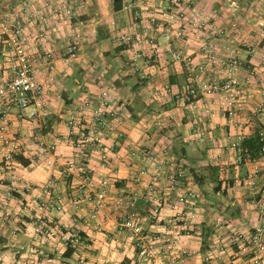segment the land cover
Wrapping results in <instances>:
<instances>
[{
    "label": "crops",
    "instance_id": "crops-1",
    "mask_svg": "<svg viewBox=\"0 0 264 264\" xmlns=\"http://www.w3.org/2000/svg\"><path fill=\"white\" fill-rule=\"evenodd\" d=\"M0 1V15H19L16 2ZM113 1H73L74 18L63 24L62 39L54 47L59 52L69 35L79 32L82 43L77 60L65 68L57 63L58 70L65 71L66 81L55 93L47 94L45 110L36 121L19 119V111L13 106L6 122L0 119V133L6 136L57 145L55 153L24 166L18 162L7 165L6 148L0 142V264H163L175 253L171 251V239L181 232L177 252L186 251L184 264H228L230 253L236 250L228 243L230 230L247 232L264 225V155L259 151L254 158L240 157L230 148L237 136L244 141L255 132L260 133L264 144V108L241 128L234 124L245 123L249 111L264 102V2L189 0L216 28L202 35L190 33L186 41L177 45L180 52L190 55L196 66L206 67L207 73L220 72V63L228 58L235 57L240 62L235 77L251 98L245 108L238 102L237 112L228 116L219 108L216 95L203 97L195 112L184 107L178 95L185 91L188 71L184 63L172 61L165 52L152 67L149 83L134 74L129 64L131 50L116 40L121 34L136 30L132 10L121 8L127 0L120 1V9L114 8ZM132 1L135 8L142 6L138 0ZM168 1L148 0L147 7H143L145 15L158 6L166 7ZM39 8L40 0L31 7ZM162 31L155 29V35L164 47ZM5 38L6 34L0 31V60L7 53ZM204 46H210L217 65L210 64ZM252 68L260 72L250 79L247 71ZM0 73L9 76L10 70L2 64ZM37 76L42 79L43 73ZM100 89L107 90L116 106L127 110L130 119L118 138V154L123 160L117 164L118 172L111 174L101 168L98 156L92 154L89 166L94 184L86 185L77 167L68 174L63 172L66 163L74 158L71 149L59 140L66 131L68 109ZM241 108L244 109L238 110ZM33 109L30 106L21 114L27 115ZM207 109L213 112L212 117ZM192 120L205 131L200 139L192 130ZM131 147L170 151L159 169L162 178L158 186L162 190L167 175L175 168H184L190 186L198 192L200 219L196 235H185L179 227L149 221L150 205L140 196L143 189L124 180L142 164L140 156L131 160L127 157ZM254 170H260L257 186L248 191L240 181ZM107 176L111 177L112 186L107 190L106 204L95 220L90 219L96 186ZM12 180L16 184L11 188ZM135 194L142 227L160 235L157 251L147 261L137 256L131 238L119 226L124 201ZM39 202L46 203L44 210L37 208ZM55 204L61 206L59 211ZM163 214L170 212L164 208ZM53 226L78 232L79 242L67 243L61 235L48 237L47 230ZM67 249L70 255L66 256Z\"/></svg>",
    "mask_w": 264,
    "mask_h": 264
},
{
    "label": "built area",
    "instance_id": "built-area-1",
    "mask_svg": "<svg viewBox=\"0 0 264 264\" xmlns=\"http://www.w3.org/2000/svg\"><path fill=\"white\" fill-rule=\"evenodd\" d=\"M20 7L19 15H0V31L6 34L4 39L7 45V53L0 66L4 64L10 70V75L0 73V119L6 122L9 109L13 106L19 111V119L36 121L39 114L45 110L47 94L56 92L66 81L64 70H58L57 63L63 68L75 62L79 55L82 43L78 31H73L66 44L56 53L54 47L62 39V26L69 24L74 18V0H40L39 9H31L38 0H13ZM141 7L134 6L132 0H127L122 5L124 10H132L135 31L124 33L116 38L117 42L131 50L129 64L134 74L150 82L151 69L157 64L163 52L167 53L172 61L184 63L187 73L186 88L182 95H178L185 108L189 111H197L200 101L205 96H217V104L221 111L228 116L237 112L236 104L240 102L245 108L250 100L247 92L235 77L239 67V60L235 57L228 58L220 64V72L212 70L207 73V68L196 66L190 55H184L177 48L179 43L187 40L190 33L202 35L208 30L216 28L210 23L203 12L196 10L189 0H169L166 7L158 6L149 15H145L148 0H138ZM264 2V0H262ZM1 4V1H0ZM162 28L161 37L164 47L160 45L155 35V29ZM205 47V46H204ZM210 46L205 47V56L212 66L218 64L212 56ZM208 62V64H209ZM251 79L258 72L256 68L249 69ZM43 73V78L38 79L37 74ZM207 73L206 77L204 75ZM262 73V72H261ZM203 74V75H202ZM221 76V77H220ZM248 85V81L245 82ZM34 109L27 115L21 114L28 107ZM244 108L238 109L243 110ZM264 108V102L250 110L245 118V123L236 122V127L241 128L252 117ZM209 117L213 116L210 109L206 110ZM130 119L126 109L116 106L114 98L105 89H100L92 96H85L74 106L68 109L65 120V134L59 140L60 143L70 148L74 160L66 163L63 172L69 173L74 167L86 185H93L92 172L89 162L92 154L99 158L100 167L108 169L111 174L118 172L117 164L123 163L118 154V138L121 137V128ZM195 137L200 139L205 131L198 129L197 122L191 121ZM242 138L237 136L231 141L230 148L235 150L240 157H251L247 149L242 146ZM262 146L260 154L264 155L263 138L260 135ZM0 142L5 146L4 161L12 165L17 156H26L28 161L35 162L46 158L57 150L56 143L45 144L42 142H30L23 140L18 135L6 136L0 133ZM166 148L160 151L138 150L131 147L127 151V157L136 159L141 157V165L130 172L124 179L127 183L143 189L140 194L145 203L150 206L147 217L152 224L165 223L171 227H179L185 235H196L200 212L198 210V192L190 186L184 168H175L167 175L164 187L160 188L161 175L159 169L163 166V160L169 155ZM159 157V158H158ZM119 165V164H118ZM260 170L248 173L241 184L248 191H254ZM146 179H148L146 181ZM12 180L10 187H14ZM159 185V186H158ZM112 186L110 176L102 177L96 186L93 207L89 218L95 220L98 211L106 204L107 190ZM135 197L124 201V211L120 216L119 226L131 238L137 256L142 261L153 257L157 251L160 235L156 232L144 230L135 208ZM46 203L39 202L38 209L44 210ZM54 208L60 210L61 206L55 204ZM167 208L169 215L163 214ZM181 233L176 234L170 241L172 255L163 264H184L186 251L177 252ZM61 235L62 239L78 243V232L66 226H53L48 228L47 236ZM229 246L236 247L229 256L228 264H264V225H257L242 232L230 230L228 238ZM210 263V256L205 258Z\"/></svg>",
    "mask_w": 264,
    "mask_h": 264
},
{
    "label": "trees",
    "instance_id": "trees-1",
    "mask_svg": "<svg viewBox=\"0 0 264 264\" xmlns=\"http://www.w3.org/2000/svg\"><path fill=\"white\" fill-rule=\"evenodd\" d=\"M121 0H114V8L115 9H120L121 4H120ZM242 146L245 148H247V150L250 153V156L252 158L256 157L260 151V148L262 146V142L260 141V133L255 132V134L248 138L245 139L244 141H242ZM16 161L24 166L29 164V161L27 159H24L22 156H17L15 157ZM64 255H70L69 249H67V252L64 253Z\"/></svg>",
    "mask_w": 264,
    "mask_h": 264
}]
</instances>
